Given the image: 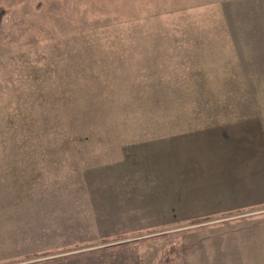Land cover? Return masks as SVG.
I'll return each mask as SVG.
<instances>
[{"label": "rangeland", "instance_id": "rangeland-1", "mask_svg": "<svg viewBox=\"0 0 264 264\" xmlns=\"http://www.w3.org/2000/svg\"><path fill=\"white\" fill-rule=\"evenodd\" d=\"M0 264H264V0H0Z\"/></svg>", "mask_w": 264, "mask_h": 264}]
</instances>
